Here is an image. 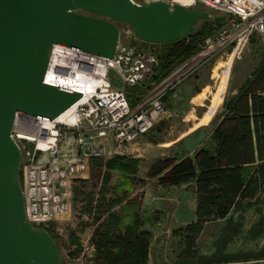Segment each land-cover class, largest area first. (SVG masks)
Wrapping results in <instances>:
<instances>
[{"label":"rangeland","instance_id":"obj_1","mask_svg":"<svg viewBox=\"0 0 264 264\" xmlns=\"http://www.w3.org/2000/svg\"><path fill=\"white\" fill-rule=\"evenodd\" d=\"M198 9H206L212 16L215 12L208 7L200 6ZM214 25L211 24V27L215 28ZM196 26L199 29L202 25L198 22ZM132 44L149 54L161 52L158 45L134 40ZM199 45L196 52L201 49L202 43ZM263 60L264 45L258 37H252L235 56H229L228 52L211 56L193 75L180 81L199 79L200 86L209 87L198 94L201 88L196 81L195 85L188 86L187 92L176 91L172 97L171 94L164 101L167 110L162 119L135 140L126 152L89 161L87 177L74 180L72 184L69 212L62 216L61 221L47 228L59 248L60 264H78L76 258L85 242L99 224H105L109 215L128 220L130 209L123 210L124 206H133L144 223L142 228L151 233L152 245L146 264L227 261L264 264V182L260 183L253 198L242 199L226 217L201 222L196 243L187 252L181 231L196 221L197 197L193 183L163 187L156 178L146 176L150 162L156 157L181 156L205 145L211 124L223 110L222 104L232 99L236 89ZM182 62L177 61L173 68ZM113 74L110 73L111 76ZM150 76L145 77L143 82H148ZM112 79L114 85L121 83L115 81V76ZM126 89L127 98L131 100L135 95L134 88ZM196 94L195 98H190ZM119 156L132 160L131 171L129 168L125 171L107 166ZM94 256L95 251L91 260L87 259L85 263L101 264Z\"/></svg>","mask_w":264,"mask_h":264},{"label":"built area","instance_id":"obj_2","mask_svg":"<svg viewBox=\"0 0 264 264\" xmlns=\"http://www.w3.org/2000/svg\"><path fill=\"white\" fill-rule=\"evenodd\" d=\"M142 4L176 0H133ZM186 8L200 6L224 15L222 21L202 41V47L158 81L134 105H130L126 87L142 83L157 66L155 54L138 50L128 24L119 23V37L111 58L96 56L75 47L54 44L49 51L46 73L67 72L55 55L62 49L69 57V75L79 73L95 79L90 90L80 91L81 97L55 118L17 112L10 136L20 155L18 174L25 208V220L33 227L47 228L61 221L71 206L74 180L87 177L93 158L122 154L140 136L149 132L166 113L165 96L187 76L193 75L205 60L215 54L240 53L252 37L264 45V0H180ZM200 47V45H199ZM234 58V57H233ZM118 80L119 85H114ZM46 73L44 81H46ZM49 83V82H47ZM52 84V83H50ZM56 85V84H54ZM57 86V85H56ZM65 89V88H63ZM70 90V89H68ZM90 238L76 258L86 264L95 251ZM193 264H244L242 261L205 262Z\"/></svg>","mask_w":264,"mask_h":264},{"label":"water","instance_id":"obj_3","mask_svg":"<svg viewBox=\"0 0 264 264\" xmlns=\"http://www.w3.org/2000/svg\"><path fill=\"white\" fill-rule=\"evenodd\" d=\"M209 18L225 16L165 1L0 0V264H60L47 230L25 220L21 155L10 136L17 112L52 119L82 95L44 81L52 45L111 58L119 23L140 41L165 44L189 36Z\"/></svg>","mask_w":264,"mask_h":264},{"label":"trees","instance_id":"obj_4","mask_svg":"<svg viewBox=\"0 0 264 264\" xmlns=\"http://www.w3.org/2000/svg\"><path fill=\"white\" fill-rule=\"evenodd\" d=\"M198 22L202 26L199 29L196 26L194 33L170 43L134 40L158 45L161 52L155 54L158 62L149 81L131 86L136 96L128 99L130 105L134 106L151 82L167 75L177 61L194 54L199 43L213 30L211 24L216 25L218 21L209 18ZM171 94L172 91L168 92L164 100ZM222 106L223 110L211 124L205 145L192 155L156 157L146 171L148 178H156L163 187L193 183L197 197L196 221L181 231L187 252L196 243L201 222L226 217L242 199L253 198L264 182V60ZM131 164L132 160L119 156L107 166L131 171ZM132 207H123V210L130 209L128 220L109 215L105 224H99L92 234L94 257L101 264H146L151 233L142 228L143 222ZM47 232L51 236L48 229Z\"/></svg>","mask_w":264,"mask_h":264},{"label":"bare ground","instance_id":"obj_5","mask_svg":"<svg viewBox=\"0 0 264 264\" xmlns=\"http://www.w3.org/2000/svg\"><path fill=\"white\" fill-rule=\"evenodd\" d=\"M177 3L182 4L180 0H176ZM55 55L58 60L67 68L65 73H57L49 70L46 73V81L57 86L70 90H90L95 84V79H85L79 73L69 75V57H63L62 49H56Z\"/></svg>","mask_w":264,"mask_h":264},{"label":"crops","instance_id":"obj_6","mask_svg":"<svg viewBox=\"0 0 264 264\" xmlns=\"http://www.w3.org/2000/svg\"><path fill=\"white\" fill-rule=\"evenodd\" d=\"M199 82V79H197V80H192V79H189V80H186V81H184V82H179L175 87H174V90L172 91V95H171V97L176 93V91L177 92H179V91H181V90H184L185 92H187V90H188V86L190 85V84H194L195 82ZM181 83V84H180ZM203 84H205V83H203ZM195 85V84H194ZM242 85V84H241ZM240 85V86H241ZM199 86H200V82H199ZM210 85H201L200 86V88H201V91L198 93V94H200V93H202L203 92V90L204 89H206V87H209ZM238 88V87H237ZM236 90H238V89H236ZM237 93V92H236ZM235 93V94H236ZM198 94H196V95H194V97H192V95H191V99L192 98H195ZM234 94V95H235ZM206 98H207V100H208V102H210V97L209 96H207V93H206ZM204 99V98H203ZM202 99V100H203ZM198 105H202V103H198ZM178 139V138H177ZM196 150V149H195ZM195 150H193L192 152H189V153H184L183 155H192L193 153H194V151ZM182 156V155H181ZM151 163V162H150ZM144 226V223H143V225H142V227ZM145 227V226H144ZM149 231V230H148ZM151 240V239H150ZM151 245H152V243L150 242V246H149V252H150V249H151Z\"/></svg>","mask_w":264,"mask_h":264}]
</instances>
